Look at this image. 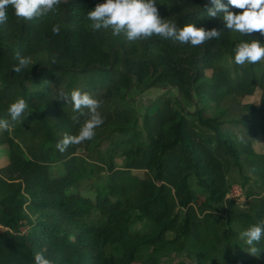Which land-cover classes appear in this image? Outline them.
<instances>
[{"label":"trees","instance_id":"trees-1","mask_svg":"<svg viewBox=\"0 0 264 264\" xmlns=\"http://www.w3.org/2000/svg\"><path fill=\"white\" fill-rule=\"evenodd\" d=\"M104 2L64 0L33 20L9 7L0 24V119L12 124L0 146L19 173L0 174V264H35L38 251L52 264H163L173 255L181 264H264V238L256 255L240 238L264 220V151L255 149L264 141V62L235 63L241 34L223 13L207 15L212 0H156L178 27L221 32L198 47L93 30L87 13ZM242 35L264 43L259 32ZM17 54L32 61L20 73ZM59 89L90 92L104 120L63 153L56 144L84 117ZM153 89L166 93L136 98ZM258 92V104L244 102ZM17 97L31 114L11 122ZM235 185L244 202L229 197Z\"/></svg>","mask_w":264,"mask_h":264},{"label":"clouds","instance_id":"clouds-1","mask_svg":"<svg viewBox=\"0 0 264 264\" xmlns=\"http://www.w3.org/2000/svg\"><path fill=\"white\" fill-rule=\"evenodd\" d=\"M62 2L64 0H0V24L7 22L9 7L14 9L18 19L33 20L57 11ZM212 5L207 8V15L215 18L218 13H223L225 27L231 32L241 35L259 32L264 36V0H228L227 4L223 3V0H212ZM230 8L241 11H232ZM87 19L91 21L93 30L110 28L113 36L123 34L128 41L146 40L155 35L161 39H173L181 44L198 47L207 41L218 39L221 35L215 27L205 29L197 27L194 23L178 27L176 23L161 17L156 0H105L104 3H97L94 10L87 13ZM52 32L58 35L59 25L53 26ZM234 53L235 63L240 66L245 63L264 62V43L259 39L241 41L235 45ZM17 59L19 63L13 69L17 73L32 62L30 56L17 54ZM58 95L72 105L74 112L84 117L77 134L65 133L56 144V148L63 153L71 145L92 140L96 129L104 120L98 111L101 101L94 98L90 92L74 89L68 94L59 89ZM28 108V102L23 97H17L8 107L11 122L20 120L28 113ZM30 114L28 113V116ZM73 119L78 120L79 117L74 116ZM11 127L9 120L0 119V130L9 131ZM237 139L244 142L242 135H238ZM240 238L250 246L249 253L256 255L258 249L253 245L264 238V220L250 225L240 233ZM34 260L35 264H52L43 251L34 253Z\"/></svg>","mask_w":264,"mask_h":264},{"label":"rangeland","instance_id":"rangeland-1","mask_svg":"<svg viewBox=\"0 0 264 264\" xmlns=\"http://www.w3.org/2000/svg\"><path fill=\"white\" fill-rule=\"evenodd\" d=\"M241 41H246L244 39L243 35H241L238 38V42L236 41V44L241 42ZM165 93H166V91H164V90L153 89V90H150L148 92H145V93H142V94L136 96V98L139 99L142 104H149L150 102L156 100L157 98H159L160 96H162ZM173 93H175V92H173ZM259 95H260V93L258 92L252 98H249V97L245 98L244 102L258 104L259 103ZM4 98H5V96H4ZM257 142L258 143L255 144V149L259 152H263L264 151L263 139H259ZM1 172L8 178H15V177L19 176L17 169L10 164V161L8 159L6 146H0V174L3 175ZM136 174L140 175V176L144 175L143 172H136ZM22 231L26 232L27 229H22ZM182 262H184V259L181 255H173L168 259L162 260L163 264H181Z\"/></svg>","mask_w":264,"mask_h":264},{"label":"built area","instance_id":"built-area-1","mask_svg":"<svg viewBox=\"0 0 264 264\" xmlns=\"http://www.w3.org/2000/svg\"><path fill=\"white\" fill-rule=\"evenodd\" d=\"M230 198H235V199H238L240 202H244L245 201V198H244V194H243V191L242 189L235 185L231 192H230V195H229ZM0 230H4L3 227H0Z\"/></svg>","mask_w":264,"mask_h":264}]
</instances>
